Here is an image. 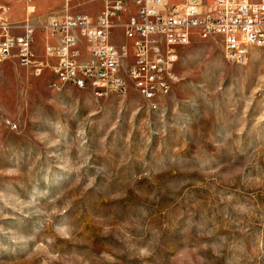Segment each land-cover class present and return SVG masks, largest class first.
<instances>
[{"label":"rangeland","instance_id":"obj_1","mask_svg":"<svg viewBox=\"0 0 264 264\" xmlns=\"http://www.w3.org/2000/svg\"><path fill=\"white\" fill-rule=\"evenodd\" d=\"M6 1L11 21L25 14ZM35 1L40 24L64 7ZM125 1L111 34L124 65ZM221 42L192 32L156 107L125 70L126 95L96 97L0 64V264H264V46L240 64Z\"/></svg>","mask_w":264,"mask_h":264},{"label":"built area","instance_id":"obj_2","mask_svg":"<svg viewBox=\"0 0 264 264\" xmlns=\"http://www.w3.org/2000/svg\"><path fill=\"white\" fill-rule=\"evenodd\" d=\"M71 0H63L65 6ZM27 12L34 10V0H24ZM136 13L123 22L124 34L132 40V59L125 72L135 91L150 107L166 95L177 75L172 69L177 46L190 40L191 28L204 37L222 34L223 49L234 63H245L250 45L264 46V0H133ZM125 0H103L96 14L65 11L51 15L43 24L25 16L10 20L8 2L0 0V63L15 57L16 62L39 75L46 68L58 79L69 78L72 85L87 88L96 97L112 90L126 95L127 82L119 73L120 62L127 54L124 45L109 40L112 17ZM44 25L55 35L39 55L33 46L36 27ZM78 36L87 43L88 54L80 57Z\"/></svg>","mask_w":264,"mask_h":264},{"label":"crops","instance_id":"obj_3","mask_svg":"<svg viewBox=\"0 0 264 264\" xmlns=\"http://www.w3.org/2000/svg\"><path fill=\"white\" fill-rule=\"evenodd\" d=\"M131 2H132V4H133V8L130 10V11H125V13H124V15H123V18H122V21H121V30H122V33L124 34V31H123V29H124V27H123V22L126 20V18L128 17V15L129 14H134V13H136V4L133 2V0H130ZM23 2H24V0H23ZM126 2L127 1H125V4H126ZM102 3H103V0H102ZM102 3H101V5L100 6H98L97 8H95V9H93V10H84V11H87V12H89V13H91V14H96L100 9H101V7H102ZM37 3H36V1L34 0V10L33 11H35L36 9H37ZM24 9H25V14H23L18 20H20V19H23L25 16H29V18H30V20L31 21H33V22H36L37 23V18H38V16H37V18H36V15H30V12H27V10H26V8H25V2H24ZM33 11H31V12H33ZM65 11H74L73 9H68L67 8V6H65L64 5V7H60V9H57L56 10V12H54V14H60V13H63V12H65ZM45 13V12H44ZM8 15V14H7ZM39 15H41L42 16V14H39ZM43 15H45V14H43ZM51 15H53V14H51V13H48V15L45 17V20H44V22L45 21H47L48 20V18L51 16ZM117 16H120V13H117L115 16H113L112 17V25H111V29H110V33H109V40L111 41V42H113L116 46H121V45H124L126 48H127V44L125 43V42H120V43H117V42H115V41H113L112 40V38H111V34H112V26L114 25V24H116L117 22V19H116V17ZM8 17H9V15H8ZM39 21V20H38ZM43 22V23H44ZM192 32H195V33H197V28L196 27H192L191 28V33ZM198 34V33H197ZM221 35V37H222V34L221 33H218V32H213V33H209L207 36H209V35ZM125 35V34H124ZM126 36V35H125ZM198 36H200L199 34H198ZM207 36H204V37H207ZM82 37V36H81ZM127 38H129L130 40H131V38L130 37H128V36H126ZM200 37H202V36H200ZM203 37V38H204ZM83 38V37H82ZM55 35H52L51 33H46V31H45V29L43 30V28H41V25H39L38 27H36V29H35V33H34V41H33V46H34V49H35V51L39 54V55H43L44 54V45H45V43H48V42H54L55 41ZM84 39V38H83ZM190 39H191V34H190ZM190 41V40H189ZM188 43V42H187ZM186 44V43H185ZM185 44H180V45H178L177 46V49H178V56H179V53H180V49H181V47L183 46V45H185ZM221 44H222V47H223V40H222V42H221ZM131 46H132V40H131ZM252 46V45H251ZM87 54H88V50H87V48H86V53L84 54V55H81V51H80V57H85V56H87ZM9 59H11V57H9ZM12 59H14V60H16L15 59V57H12ZM1 64V63H0ZM127 64V63H126ZM126 64L124 65L122 62H120V67H119V73L123 76V71L122 70H125V67H126ZM174 71H175V65H174ZM175 83V82H174ZM173 83V84H174ZM172 84V85H173Z\"/></svg>","mask_w":264,"mask_h":264},{"label":"bare ground","instance_id":"obj_4","mask_svg":"<svg viewBox=\"0 0 264 264\" xmlns=\"http://www.w3.org/2000/svg\"><path fill=\"white\" fill-rule=\"evenodd\" d=\"M45 31H46V33H50L48 27H45ZM177 53H178V51L176 52V54H177ZM247 57H248V54L245 55V60L247 59ZM174 61H175V60H174ZM174 61L172 62V69H173V71H174ZM174 72H175V71H174ZM54 74H56V73H54ZM56 75H57V74H56ZM59 80H69L70 82H72V80L69 79V78H61V79H59ZM176 81H177V80H176ZM116 91L122 92V91H120V90H116ZM109 92H110V91H109ZM109 92H108V94H109ZM152 106L156 107V106H157L156 102H155Z\"/></svg>","mask_w":264,"mask_h":264}]
</instances>
